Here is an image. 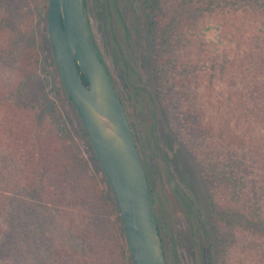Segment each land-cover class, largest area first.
<instances>
[{
    "label": "rangeland",
    "instance_id": "rangeland-1",
    "mask_svg": "<svg viewBox=\"0 0 264 264\" xmlns=\"http://www.w3.org/2000/svg\"><path fill=\"white\" fill-rule=\"evenodd\" d=\"M86 1L91 31L146 163L168 264H264L259 234L264 195L256 169L243 171L256 162L242 154L240 141L227 147V137L237 139V132L229 129L223 108L216 115L211 106L217 98L209 94L220 89L213 77L225 81V90V67L236 51L227 46L217 22L196 9V2L203 7L209 0H151L156 2L152 17L149 0H108L109 6L105 0ZM256 3L242 1L249 8L259 7ZM49 5L50 0H0V107L11 115L23 110L29 129L18 140L40 149L36 161L41 163L49 146H69L91 198L102 196L103 205H96L107 232L115 234L119 216L102 194L108 192L107 179L54 68ZM108 7L116 26L108 22ZM53 120L65 126L64 136L55 133ZM0 139L7 141L3 128ZM73 172L79 178V171ZM54 199L45 184L18 188L2 200L0 228L6 235L0 230V264H58L59 254L80 261L99 248L96 240L86 241L84 224L55 210ZM106 248L116 251L115 256L100 252L104 264H125L114 240Z\"/></svg>",
    "mask_w": 264,
    "mask_h": 264
},
{
    "label": "trees",
    "instance_id": "trees-1",
    "mask_svg": "<svg viewBox=\"0 0 264 264\" xmlns=\"http://www.w3.org/2000/svg\"><path fill=\"white\" fill-rule=\"evenodd\" d=\"M242 1L243 0H209L203 7L201 3L198 4L196 2V9L200 10L202 13H206L205 19H210L211 22H217V27L220 28L219 32L222 33L224 31L226 34L227 46L236 51V54L230 55L231 57L227 63L228 67H225V76L227 78L225 90H222L225 81L219 80L215 76L213 78L218 81L220 89H216L214 93L209 94V96L210 98H217L214 103L211 104L213 112L216 111L215 114L217 115L219 108H223V112H226V115L229 118V129L237 132V139L227 137V147L231 148L236 145V141H240L242 154L249 157L251 161L256 162L255 166L252 167L249 165L244 168L243 171L248 175L253 173V169H256V173H259L261 190L264 195V0H256V4L259 5L257 8L244 6ZM86 2L87 1L84 0L85 13ZM105 2L108 5L109 1L105 0ZM155 4V1H147V8L149 9L148 17H152L151 12L154 9ZM106 15L111 27L113 25L116 26L113 14L110 12L109 7L106 9ZM87 23L94 44L110 77L112 78L106 61L95 41L88 19ZM209 27H211L210 29L213 34L215 29L212 28V25ZM127 31H129L128 28ZM233 49L231 50L233 51ZM54 68L60 80L63 92L73 106L74 114L78 117L79 129L85 136L89 152L92 154L97 165L100 167V170L106 177L90 142L88 133L74 107L73 101L62 84L55 64ZM82 76L84 82L88 86L89 81L84 74H82ZM220 93L225 94V99H223L224 94L221 99H218L215 95ZM236 108L238 109L237 117L239 119L238 128L233 126L232 121L233 117H235L234 109ZM22 111L21 113L16 111L14 115H11L0 107V130L3 128L5 138H7V141L5 140L6 143L2 142L0 139V192L6 193V195L0 193V217L1 214H4L5 210L4 207L2 208V200L5 198V201H7L16 189L46 184L48 188L51 187V190H53L55 194V199L53 201H55L59 207L55 210L60 213H65L67 218L73 223L79 221V223L84 224L86 227V241L96 240L99 247L94 249L90 246V255H88L87 258L85 257L86 259L80 261L75 258L69 259L70 255L68 254H59L58 264H104L103 255H101L100 252H103L104 250V253L107 256H115L116 250L111 251L106 248L111 240H114L117 243L122 259L124 260L125 258L127 260L125 261V264H132V256L127 245L128 243L124 245L123 240L124 238L126 239L124 223L108 180V192L105 191L102 194L105 196V202L108 203L111 208L115 209L119 216L117 223H113L116 227L115 234L114 232L112 234L107 232L106 220L101 214V207L99 208L96 205V203L103 205L102 196H98L97 201L94 197L91 198V195L88 192L89 186L85 180L82 167L76 161V158H74L69 146L63 144L64 148L59 147L57 149L56 146H53V149L49 146V150L45 149L44 152H42L43 157L41 158V164L40 161L37 160V162L35 159V156L40 149H37V151L31 150L29 142L24 145L18 140L20 137H24V134H26L29 129L26 117H24ZM51 122L54 125L55 133L64 136L65 126L60 122H54V120ZM27 139L31 140L30 136L27 135ZM143 163L146 167V163ZM73 169L79 171L77 173L79 178L73 175ZM22 171H24L23 175L21 174ZM72 175L74 177H72ZM46 180L50 185L47 184ZM148 183L152 194L153 204L155 205L149 176ZM61 207L68 209L61 210ZM7 214H9L10 217V211L6 208V215ZM156 218L165 248L166 246L157 214ZM229 219H231V216ZM259 226V234L262 240V250L264 255V217H261ZM0 230L6 235L3 227H1ZM3 234L0 232L1 237H4ZM243 235L245 238H249L247 232H244ZM1 237L0 240L3 238Z\"/></svg>",
    "mask_w": 264,
    "mask_h": 264
},
{
    "label": "water",
    "instance_id": "water-1",
    "mask_svg": "<svg viewBox=\"0 0 264 264\" xmlns=\"http://www.w3.org/2000/svg\"><path fill=\"white\" fill-rule=\"evenodd\" d=\"M47 21L55 66L113 191L132 264H168L147 172L120 95L91 36L84 0H50Z\"/></svg>",
    "mask_w": 264,
    "mask_h": 264
}]
</instances>
